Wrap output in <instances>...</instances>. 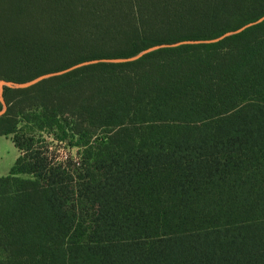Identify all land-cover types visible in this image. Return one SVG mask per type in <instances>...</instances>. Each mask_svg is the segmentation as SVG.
<instances>
[{
  "label": "trees",
  "instance_id": "16d2710c",
  "mask_svg": "<svg viewBox=\"0 0 264 264\" xmlns=\"http://www.w3.org/2000/svg\"><path fill=\"white\" fill-rule=\"evenodd\" d=\"M2 11L0 264H264V0Z\"/></svg>",
  "mask_w": 264,
  "mask_h": 264
},
{
  "label": "rangeland",
  "instance_id": "374dc122",
  "mask_svg": "<svg viewBox=\"0 0 264 264\" xmlns=\"http://www.w3.org/2000/svg\"><path fill=\"white\" fill-rule=\"evenodd\" d=\"M110 3L113 2L110 1ZM8 4L9 0H0V12L2 13L0 14V31L4 30V22L9 16L8 12L2 11L8 6ZM89 4L90 3H87L85 6L95 11L100 10L101 12L98 16L93 15L91 19H103L108 14L109 8L111 9L112 7L106 2L100 3L96 6L93 4ZM3 82H5V80L0 79V92L2 94L4 91V86H7V82ZM20 127L24 128L27 133L35 135L37 138L47 139V144L50 146V150L53 151V156L55 155L58 159L64 160L67 156H72L75 160L78 159V148L69 147L65 143L55 140L52 136H49L47 133L40 130H36L32 123H22ZM19 154L20 152L18 151L10 137L4 135L0 136V176H6L10 173V170L14 165ZM20 176L22 178H32V175L29 174H21Z\"/></svg>",
  "mask_w": 264,
  "mask_h": 264
},
{
  "label": "water",
  "instance_id": "95a60500",
  "mask_svg": "<svg viewBox=\"0 0 264 264\" xmlns=\"http://www.w3.org/2000/svg\"><path fill=\"white\" fill-rule=\"evenodd\" d=\"M263 19H264V17L260 18V19H259L258 21H256V22L262 21ZM256 22H253V23L247 24V25L241 27V28L238 29V30L228 32V33L224 34L222 37L227 36V35H230V34H233V33H236V32H239V31L243 30L244 28H246L247 26L252 25V24H254V23H256ZM222 37H220V38H222ZM220 38H218V39H220ZM218 39H216V40H218ZM216 40H214V41H216ZM155 48H157V47H151V48H149V49L143 51L142 53L147 52V51H150V50H153V49H155ZM142 53H140V54H138L137 56H134V57H132V58H129L128 60H130V59H135V58L139 57ZM85 63H89V62H85ZM85 63H84V64H85ZM82 64H83V63H82ZM82 64H78V65H76V66H79V65H82ZM76 66H74V67H76ZM62 72H64V71L48 73V74L41 75V76H39V77H37V78H35V79H33V80H30V81H27V82H23V83H16V82H11V81H5V82H3V83H6V82H7V83H6L7 86H11V87H27V86H30V85H32V84L37 83L38 81H40V80H42V79H44V78L50 77V76L55 75V74H60V73H62ZM0 99H1V101L3 102V104L5 105L4 97H3V94H2L1 92H0ZM4 111H5V108L0 112V115H1Z\"/></svg>",
  "mask_w": 264,
  "mask_h": 264
},
{
  "label": "crops",
  "instance_id": "0c3cea01",
  "mask_svg": "<svg viewBox=\"0 0 264 264\" xmlns=\"http://www.w3.org/2000/svg\"><path fill=\"white\" fill-rule=\"evenodd\" d=\"M0 136H3V135H0ZM4 136H7V135H4ZM8 137H10L11 138V136L9 135ZM12 139V138H11ZM13 141V140H12ZM14 143V142H13ZM15 145V144H14ZM17 148V147H16ZM19 151V150H18Z\"/></svg>",
  "mask_w": 264,
  "mask_h": 264
}]
</instances>
